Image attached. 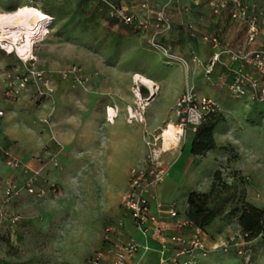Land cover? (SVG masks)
I'll list each match as a JSON object with an SVG mask.
<instances>
[{
  "label": "rangeland",
  "instance_id": "rangeland-1",
  "mask_svg": "<svg viewBox=\"0 0 264 264\" xmlns=\"http://www.w3.org/2000/svg\"><path fill=\"white\" fill-rule=\"evenodd\" d=\"M108 1L131 16L132 24L110 25L96 0H16L13 4L0 0V14H12L20 7L50 11L45 34L33 43L29 59L13 51L9 53L0 44V105L6 103L14 117L7 128L18 142L26 131L50 139L46 152L37 150L26 160L18 142L0 148V258L6 261L37 257L35 251L28 252L26 246L18 244L12 234L19 224L29 223L53 235L42 257L46 264H88L91 256L83 251L95 244L108 213L82 218L75 211L86 210L92 197L103 200L102 190L109 186L104 181L99 186L87 182L78 168L94 160L95 165L127 169L135 157L130 147L122 144L121 135L129 127L127 122L143 129L145 151L134 169L143 168L153 151L163 165L168 162L167 157L173 160L187 143L190 145L194 131L187 129L181 141L167 150L162 134L168 125L176 129L174 125L179 120L175 103L188 89L197 98L215 103V115L223 120L214 135L216 150L195 164L179 186L173 201L175 208L182 212L190 191L207 192L214 170L221 171L229 197L243 196L249 203L264 208V107L258 113L252 111L253 101L232 96L224 78L220 81L206 75L198 64L204 47L199 38L200 26L194 20L205 14L194 10V2L205 6L207 0H149L146 9L140 6L141 0ZM161 11L169 22L168 30L156 20ZM192 21L193 26H187ZM189 38L191 48L187 47ZM151 43L168 49L173 58L166 57ZM35 73L41 74V78L33 76L20 88L17 78L32 77ZM135 76L155 85L151 100L150 89L135 82ZM5 92H10V96ZM102 107L104 113L107 107L115 111L118 119L112 125L97 115L96 109ZM128 110L134 113V119L129 118ZM91 115L97 120L94 129L102 140L100 150L92 143L89 152L91 124L86 116ZM65 121L73 122L77 146L71 154L75 161L70 172L63 171L59 158L63 157L62 146L54 140L69 132L62 127ZM151 123L158 125L155 131H149ZM52 142L55 150H51ZM34 147L38 148L37 140ZM7 150L9 158L4 154ZM16 161L17 167L9 166V162ZM62 173L67 175L65 178L73 174L79 179L68 181L59 177ZM29 183L32 193L27 191ZM229 208L230 204L226 211ZM134 237L143 242L139 231H135ZM203 239L208 254L197 264H264V241L243 243L231 218L220 217ZM150 254L156 255L153 251Z\"/></svg>",
  "mask_w": 264,
  "mask_h": 264
},
{
  "label": "built area",
  "instance_id": "built-area-1",
  "mask_svg": "<svg viewBox=\"0 0 264 264\" xmlns=\"http://www.w3.org/2000/svg\"><path fill=\"white\" fill-rule=\"evenodd\" d=\"M99 1L108 7L110 16L117 17L126 25L132 24V17L127 15L123 9H116L108 0ZM148 2L149 0H141L140 6L146 9ZM207 2L212 15L220 17L227 12L233 21L244 22L247 27L246 36L249 44L255 43L259 36L264 38V0L261 2L207 0ZM156 20L162 24L163 28L169 29V22L163 11L157 14ZM207 40L214 53L205 67V74L211 75L220 56L224 54L231 63L238 65L232 71L231 80L227 84L230 94L236 98L250 96L254 99L258 96L260 101H264V47L247 53L234 52L217 37H210ZM151 44L157 50L162 51L166 57L173 58L168 49L154 43ZM179 60L186 64L184 60L180 58ZM193 62H197V59L193 58ZM33 76L41 78L39 73H35L32 77L27 75L17 78L20 88L24 87L29 78ZM10 94V92H5L8 97ZM215 107V103L209 99L197 98L193 90H186L177 99L174 108L175 116L179 120V123L174 125L178 132L176 143L181 141L187 129L194 131L208 114L215 111ZM0 116H2L1 112ZM4 152L9 158V151ZM9 164L11 167L18 166L17 161L9 162ZM166 176V166L158 162L153 151L152 155L147 157L143 168L133 169L130 172L128 191L122 199L121 207L142 237L157 243L158 248L155 253L158 257V264H197L208 254L203 239L205 233L193 227L173 204L168 206L158 204L156 214L151 212L150 199L153 190L165 181ZM30 186L29 183L27 191L32 193ZM16 222L17 219H14L13 224ZM118 230L117 226H108L104 229L102 245L91 255L88 264H129L134 257L144 256L153 251L147 242L144 245L133 240L118 242L117 236L120 232Z\"/></svg>",
  "mask_w": 264,
  "mask_h": 264
},
{
  "label": "crops",
  "instance_id": "crops-1",
  "mask_svg": "<svg viewBox=\"0 0 264 264\" xmlns=\"http://www.w3.org/2000/svg\"><path fill=\"white\" fill-rule=\"evenodd\" d=\"M251 1V0H249ZM262 0H259L258 2H261ZM199 1L194 2V10H198L199 13L205 14L204 17H196V20L194 22H197V26H200V41L204 47V55L202 57V60H198V64H200L205 72V67L207 63L210 61L212 54L214 53L210 43H207V39L210 37H217L223 44L228 45V47L234 51V52H251L255 49H259L264 47V38L262 36H259L255 43L249 44L247 42V27L244 24V22L241 21H233L229 15V13L225 12L222 16L217 17L212 15L211 10L208 6V2L205 6L200 5ZM187 26H193V21L186 23ZM191 37V36H190ZM193 38V36H192ZM191 40L188 39L187 41V47L191 48ZM193 46V45H192ZM193 48V47H192ZM202 61V62H201ZM237 64L231 63L229 61V58L222 54L220 56L219 62L216 63L214 66L213 72L211 73L212 76H214V79H219L220 81L222 78L225 79L226 85L230 82L232 77V71L237 68ZM228 74V77L225 76V74ZM227 77V79H226ZM216 80V81H217ZM154 97V95L151 94L150 100ZM244 99L253 101L250 96L244 97ZM249 105V104H246ZM259 107H264V103L259 102ZM109 108V107H107ZM10 108L6 103H2L0 105V112L2 113V116L0 117V148L1 146L7 147L12 145V141L18 142L17 138H15V135H13L10 130L7 128V126L10 125L11 121L13 120V114L9 110ZM98 111L97 115H101L106 122L109 125H112L118 117H115L112 122L108 121L107 113L104 108L96 109ZM125 119V118H124ZM18 121V120H17ZM86 121H88L90 126V145L88 147L89 152L91 151L92 143H95L100 150V140H102V137L99 138V135L95 131V124H96V118L95 116H86ZM66 122V121H65ZM127 125L129 126L127 128L126 133H122L121 139L122 144L126 147H130V151L135 155L132 162L129 164L127 169H124L123 171H120V167L110 166L109 164L102 165L98 164L95 165L96 162L94 160L92 162L86 163V166L81 169L82 175L86 176L87 182H90L95 185L99 186L102 185V181L106 182V185L109 186V188L103 189V200L101 198L92 197L89 201H87V207L86 210L76 209V214L78 216H81L82 218L96 216V214H99L101 212L106 211L107 216H104V218L107 219V221L104 222V227L102 228V231L100 230V235L95 240V244L92 246L90 250L83 251L84 253H89L90 256L92 253H94L96 250L99 249L102 245V233L103 230L108 227H119L120 232L117 236L118 242L133 240L141 245H144L146 242L151 247L153 252L156 251L158 248L157 243H155L152 240H146L143 239V242H138L137 239L134 237L135 231H138L134 225L132 224L129 216L125 213V211L121 207V202L123 197L128 191V181H129V173L132 169H134L135 163L141 158L145 151V146L143 144V129L140 125L134 124L130 125L127 122ZM73 122L69 121L66 122V124L62 125L65 129H68V133L64 134L63 137L59 139H54L57 144L62 146L63 151V157L61 160L63 161V171L64 172H70L73 168V162L75 159L71 156L73 153V149H75L76 146V140L73 137L72 134V127ZM158 128V125L151 123V127L149 131H155V129ZM99 129V128H98ZM71 130V131H70ZM217 128L215 129L216 133ZM147 131V133H149ZM145 132V131H144ZM214 133V135H215ZM23 139L18 142L20 146V153L24 156L23 160L31 158L32 153L38 151H47L45 146L48 142H50V139L46 137V135H40L36 136L32 132H24ZM21 137V138H22ZM56 138V137H55ZM38 142V148L36 149L34 147L35 142ZM192 140V139H191ZM215 138V142H216ZM217 143V142H216ZM49 144V143H48ZM51 144V150H55L56 145L54 143ZM191 144V141H190ZM53 146V147H52ZM216 146H218L216 144ZM9 148V147H8ZM36 149V150H35ZM213 151L206 154L205 157L202 158H194L190 154V145L187 143L183 149L178 152V155L173 157L174 159L171 160V158H166L165 160L168 162H165L164 165L167 168V176L163 183L157 185L155 189L153 190L152 197L150 199V208L151 212L155 215L156 214V208L157 205H174L173 202L176 194L178 192L179 186L182 185L185 178L188 176L189 172L194 168L195 164H199L204 158H208L209 154H212ZM187 153L185 158L182 160L183 156ZM45 154V153H44ZM30 156V157H29ZM182 160V165L178 167L179 163ZM67 175L65 173L59 174L60 178H65ZM79 176V175H78ZM68 181H76L79 179L75 175H70L68 178H65ZM122 193V194H121ZM186 210V201L184 203V209L181 211H178L181 215L184 214ZM93 213V214H92ZM121 225V226H120ZM208 233L205 234V237H207ZM156 254V253H155ZM199 261H204V259H201ZM139 262L140 264H158V257L157 255H152L147 253L144 256H136L131 261H129V264Z\"/></svg>",
  "mask_w": 264,
  "mask_h": 264
},
{
  "label": "trees",
  "instance_id": "trees-1",
  "mask_svg": "<svg viewBox=\"0 0 264 264\" xmlns=\"http://www.w3.org/2000/svg\"><path fill=\"white\" fill-rule=\"evenodd\" d=\"M8 1V0H7ZM16 0H9L13 4ZM98 9L103 11L110 25H124L115 16L109 15L108 7L96 0ZM10 4V3H9ZM120 9V7H115ZM14 8L8 7V10ZM40 11L47 16H50V11L41 8ZM85 13H83V16ZM131 25V24H130ZM259 97L256 96L253 100L252 111L260 112L262 107H259ZM216 111L208 114L203 121L195 128L190 144V154L194 158L205 157L207 153L216 150V142L214 131L218 124L222 122V117H217ZM210 188L207 192L190 191L186 195V210L183 214L184 218L191 223L193 227L200 229L205 234L213 226L215 221L220 217L226 216L235 221L240 230V236L243 243H250L256 239L264 241V208H258L255 205L246 201L243 196L229 197L227 195V185L222 180L220 170H214L210 174ZM232 198V201L230 199ZM230 204L229 210L226 211V206ZM15 236L16 242L27 247L28 252L35 251L37 257L20 262L6 261L0 258V264H46L42 257L44 252L53 238L49 231L42 232L34 225L29 223L19 224L12 233Z\"/></svg>",
  "mask_w": 264,
  "mask_h": 264
},
{
  "label": "bare ground",
  "instance_id": "bare-ground-1",
  "mask_svg": "<svg viewBox=\"0 0 264 264\" xmlns=\"http://www.w3.org/2000/svg\"><path fill=\"white\" fill-rule=\"evenodd\" d=\"M50 20V17L35 8L20 7L12 14H0V44L3 49L9 53L16 52L23 59H29L33 43L44 36V25ZM135 82L141 83L150 89L151 94H155V85L141 76L134 77ZM135 98L139 101V94L134 92ZM108 121L112 122L115 118V111L108 108ZM129 118L134 119L135 115L128 110ZM138 118V117H137ZM177 131L169 125L163 131V145L167 150L171 145L177 142Z\"/></svg>",
  "mask_w": 264,
  "mask_h": 264
}]
</instances>
